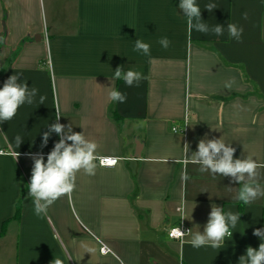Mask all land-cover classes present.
Listing matches in <instances>:
<instances>
[{
    "label": "crops",
    "instance_id": "crops-1",
    "mask_svg": "<svg viewBox=\"0 0 264 264\" xmlns=\"http://www.w3.org/2000/svg\"><path fill=\"white\" fill-rule=\"evenodd\" d=\"M209 3L217 8L209 12ZM197 4L210 28L224 26L222 36L189 34L179 0H0V88L17 73L38 89L33 104L0 123V264H239L248 246L264 242L253 235L264 229V198L245 205L234 199L239 184L191 163L205 138L231 144L234 159L264 163V0ZM229 23L243 28L242 42L229 38ZM137 39L150 55L133 50ZM117 67L144 79L128 87ZM113 89L125 103L109 100ZM57 107L60 123L96 142L97 157L120 161L96 160L95 175L78 173L71 196L38 217L27 154L42 151L46 162L59 137L41 149L42 136ZM212 205L240 221L220 248H193ZM180 225L190 234L171 239Z\"/></svg>",
    "mask_w": 264,
    "mask_h": 264
},
{
    "label": "clouds",
    "instance_id": "clouds-1",
    "mask_svg": "<svg viewBox=\"0 0 264 264\" xmlns=\"http://www.w3.org/2000/svg\"><path fill=\"white\" fill-rule=\"evenodd\" d=\"M178 7L186 18L189 34L193 31L205 35L211 32L217 37L224 34L223 25L216 24L210 28L202 20L201 8L197 4V0H179ZM204 8L211 12L217 8V5L209 3ZM243 15L246 19L247 13ZM227 31L230 39L242 42V27L229 23ZM0 43H4L3 36H0ZM159 43L165 49L170 45L167 37H162ZM150 49V44L135 40L134 51L147 56L150 55ZM114 77L123 79L128 87L138 86L139 82L144 79L141 72L132 69L124 70L122 67L116 68ZM233 83L234 80L226 82L225 87L230 89ZM37 94L38 89L29 88L28 83L21 80L20 74L16 73L8 77L3 87L0 88V123L12 120L21 106L33 104ZM108 98L121 104L127 100L126 94L115 89L108 93ZM45 99L44 96H40L39 103L44 104ZM60 117L57 107L56 122L52 123L42 136L41 149L47 146L52 133L59 137L52 150L47 154L46 162L42 151L27 154L33 161L30 182L27 184V197L32 199L34 214L38 217L46 216L48 208L59 198L71 196L76 187L75 181L78 173L83 172L92 176L95 175L97 167L96 150L98 145L96 142L87 139L83 132H74L71 123L68 125L60 123ZM14 141L19 147L22 137L17 135ZM184 149L187 155L188 144L184 145ZM235 152L236 149L231 144H226L221 138H205L198 142L197 151L191 154V163L199 165L201 173H210L213 177L217 175L227 177L232 182L239 184L240 187L234 199L248 205L257 199L264 198V185L260 183L264 163H258L251 156L234 159ZM108 163L114 164L115 160L109 158ZM180 211L183 212L184 209L181 208ZM240 216V214L231 211L225 212L223 207L212 205L203 233L197 231L192 235L190 241L192 247L196 249L203 246H210L213 249L220 248L224 244L225 238L232 236L231 229L236 227ZM175 235L183 236L184 231L180 230ZM253 235L264 241V229H255ZM87 251L90 252L91 249ZM56 264H61V262L57 260ZM239 264H264V242L259 244L258 249L248 246L246 254L239 257Z\"/></svg>",
    "mask_w": 264,
    "mask_h": 264
},
{
    "label": "built area",
    "instance_id": "built-area-1",
    "mask_svg": "<svg viewBox=\"0 0 264 264\" xmlns=\"http://www.w3.org/2000/svg\"><path fill=\"white\" fill-rule=\"evenodd\" d=\"M174 131L176 132V131H178V130L174 129ZM109 158L114 159V160H115V163H114V164H109V163H108ZM119 161H120V158L117 157V156H99V157L97 158V162H98V164H99L100 166H102V167H114V166H116V165L119 163ZM180 230H181V231H184V235H183V236H177V235H175V233L178 232V231H180ZM189 230H190V231H189ZM190 232H191V228L188 227L187 225L174 226V227H172V228H170V229L168 230V236H169L171 239H179V240H182V239H184L187 235H189ZM100 251H101V253L106 254V253L109 252V249H108L106 246L103 245V246L100 248Z\"/></svg>",
    "mask_w": 264,
    "mask_h": 264
},
{
    "label": "trees",
    "instance_id": "trees-1",
    "mask_svg": "<svg viewBox=\"0 0 264 264\" xmlns=\"http://www.w3.org/2000/svg\"><path fill=\"white\" fill-rule=\"evenodd\" d=\"M20 211H21V206L20 203L18 202V204L16 205V211H15V217H19L20 215Z\"/></svg>",
    "mask_w": 264,
    "mask_h": 264
}]
</instances>
